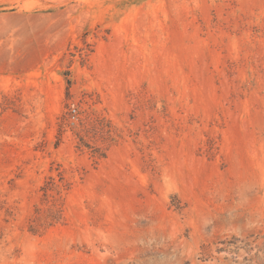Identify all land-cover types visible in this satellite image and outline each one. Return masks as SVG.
<instances>
[{"label": "rangeland", "instance_id": "374dc122", "mask_svg": "<svg viewBox=\"0 0 264 264\" xmlns=\"http://www.w3.org/2000/svg\"><path fill=\"white\" fill-rule=\"evenodd\" d=\"M0 264H264V0H0Z\"/></svg>", "mask_w": 264, "mask_h": 264}]
</instances>
